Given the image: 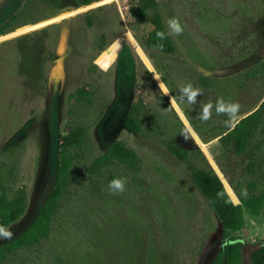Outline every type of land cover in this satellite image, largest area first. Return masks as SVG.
<instances>
[{"label":"rangeland","instance_id":"374dc122","mask_svg":"<svg viewBox=\"0 0 264 264\" xmlns=\"http://www.w3.org/2000/svg\"><path fill=\"white\" fill-rule=\"evenodd\" d=\"M156 1L137 20V0H0V187L27 199L0 245L25 232L45 203L59 136L85 131L70 150V183L48 238L0 264H204L222 231L192 179L211 169L203 151L231 193L248 197L253 184L252 194H264V111L243 155L219 142L264 102V0ZM157 16L170 53L146 46ZM170 18L179 35L168 34ZM187 85L198 95L184 96ZM217 101L238 104L236 118L217 113ZM133 108L137 133L124 126ZM115 142L135 154V167L95 171ZM172 148L189 156L180 161ZM117 178L123 193L108 188ZM245 222L236 237L250 264L264 223L248 214Z\"/></svg>","mask_w":264,"mask_h":264},{"label":"trees","instance_id":"16d2710c","mask_svg":"<svg viewBox=\"0 0 264 264\" xmlns=\"http://www.w3.org/2000/svg\"><path fill=\"white\" fill-rule=\"evenodd\" d=\"M92 3L86 1L83 8L90 7ZM157 9L156 0H137L136 4L130 7V14L134 19L146 18L148 13ZM160 17H156L155 28L148 31L146 46L150 49H157L165 53L172 52V44L167 36ZM165 33V37L160 39L157 32ZM0 31V37H2ZM264 68V65H263ZM148 75H151L147 71ZM264 102L259 110L251 115L240 119L227 134L220 136L219 142L224 147H232L239 156L243 155L250 138L252 129L262 119ZM133 108L124 126L133 133L138 132V125ZM85 131L77 128L59 136L60 160L55 168L53 184L45 203L39 210L32 225L16 239L0 245V262L16 252L32 247L42 239L49 236L52 220L56 209L64 196L71 177L74 158L70 150L80 147L84 139ZM172 154L180 161H185L189 156L187 151L182 149H171ZM202 155V153L200 152ZM114 162H118L129 168H134L136 164L135 154L127 149L121 142H115L109 150L95 163V171L104 168ZM252 165H249V169ZM193 183L209 201L214 210L221 227L222 241L215 244L206 256L204 264H242L243 244L236 237L246 227L245 214L254 219H261L264 223V194H252L255 185L249 186L250 196L242 197L237 190L236 195L240 205H234L228 196L221 180L215 175L212 169L196 170L193 173ZM223 179V178H222ZM224 180V179H223ZM225 181V180H224ZM226 183V181H225ZM227 185V183H226ZM228 188V185H227ZM229 189V188H228ZM27 209V199L22 194L10 195L4 187H0V230L7 231L14 224L23 218ZM3 236H0V240ZM250 264H264V245L255 249L250 254Z\"/></svg>","mask_w":264,"mask_h":264},{"label":"clouds","instance_id":"9594fccd","mask_svg":"<svg viewBox=\"0 0 264 264\" xmlns=\"http://www.w3.org/2000/svg\"><path fill=\"white\" fill-rule=\"evenodd\" d=\"M167 25H168V34L170 35H179L182 32L181 25L178 23V21L175 18H170L167 21ZM156 35L160 39H163L165 37V33L159 31L156 33ZM180 91L184 96H186L189 99L198 95V90L193 89L192 85H187L185 87H182ZM238 110H239V105L235 103H224L221 101H217L216 103L217 113L227 114L230 120L236 118V114L238 113ZM207 113H208V109L205 108L202 114L203 119L208 118ZM185 139H187L186 136ZM125 184L126 181L124 179L117 178L109 181L108 188L112 193H123L125 191ZM0 236H3L4 238H9L10 234L7 231L0 230Z\"/></svg>","mask_w":264,"mask_h":264},{"label":"water","instance_id":"95a60500","mask_svg":"<svg viewBox=\"0 0 264 264\" xmlns=\"http://www.w3.org/2000/svg\"><path fill=\"white\" fill-rule=\"evenodd\" d=\"M203 154L205 156V158L207 159V162L210 166V168L212 169V171L215 173V175L221 180L228 196L230 197V199L232 200L234 205H240L239 199L237 198V196L234 194V192H230L229 189L227 188V185L225 183V181L221 178V171L219 169V167L217 166V164L215 163V161L209 156V154L207 152L203 151ZM223 176V174H222Z\"/></svg>","mask_w":264,"mask_h":264},{"label":"crops","instance_id":"0c3cea01","mask_svg":"<svg viewBox=\"0 0 264 264\" xmlns=\"http://www.w3.org/2000/svg\"><path fill=\"white\" fill-rule=\"evenodd\" d=\"M34 27V26H33Z\"/></svg>","mask_w":264,"mask_h":264}]
</instances>
